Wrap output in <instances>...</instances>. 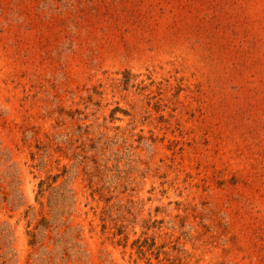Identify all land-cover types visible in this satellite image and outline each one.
<instances>
[{
  "label": "rangeland",
  "instance_id": "obj_1",
  "mask_svg": "<svg viewBox=\"0 0 264 264\" xmlns=\"http://www.w3.org/2000/svg\"><path fill=\"white\" fill-rule=\"evenodd\" d=\"M0 264H264V0H0Z\"/></svg>",
  "mask_w": 264,
  "mask_h": 264
}]
</instances>
